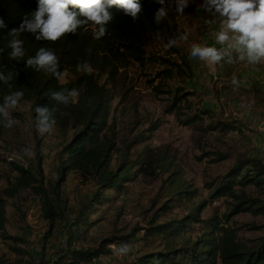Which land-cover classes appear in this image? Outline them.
Returning <instances> with one entry per match:
<instances>
[{
    "label": "trees",
    "instance_id": "16d2710c",
    "mask_svg": "<svg viewBox=\"0 0 264 264\" xmlns=\"http://www.w3.org/2000/svg\"><path fill=\"white\" fill-rule=\"evenodd\" d=\"M139 2L144 10L135 22L115 7L111 8L113 20L107 25V34L100 39L95 38L92 25L88 26L87 32L78 29L76 35L67 34L56 43L37 41L35 35L39 33L25 32L20 37L24 41L25 56L15 61L10 58L11 49L7 47L8 29L18 27L23 18L37 8V0H0V17L8 25V29H0V49H3L0 71L5 74L18 72L11 81V90L0 82V104L10 91L22 90L24 97L20 103L29 104L33 122L36 106L55 108V129L62 138L55 154L56 177L48 184L37 151L33 166H23L8 158L3 160L10 176L6 186L0 189V241L9 243L8 249L19 257L17 262L27 254L19 246L24 239L6 231V207L8 200H16L21 192L28 191L36 198L40 216L47 224L43 239L53 236L58 228L64 237L63 245L48 256L43 245L35 264H94L99 257L110 254L107 245L129 243L139 232L146 250L122 264H264V225L234 220L242 214L264 218V160L246 154H236L224 173L206 183L208 201L192 204L197 191L190 189V185L174 171L166 180V200L152 211L145 226L134 227L125 235L103 237L92 246L80 245L89 229L97 223L91 216L100 206L109 203V192L123 193L139 176H150L157 169V158L150 149L145 148L132 158L130 153L135 146L151 139L162 124L160 119L146 120L147 127L136 133L128 144L121 139L122 149L117 146L115 122H109L115 91H119L121 100L128 93L126 69L130 64L163 67L146 83L157 95L166 96L163 111L174 114L180 125L192 126L208 118L209 123L203 127L208 132L240 131L234 122L212 119L213 114L208 108H195L190 99L195 93L185 85L170 86L169 81L176 73L184 76L190 69L188 57L179 53L178 63L148 50L151 42L158 40V31L163 38L165 23L162 21L157 25L154 21L153 14L159 8L155 0ZM40 47L56 52L60 70L69 75L65 82L42 71L25 68L26 59L34 56ZM83 61L89 62L94 69L92 75L76 70V65ZM73 88L80 93L76 102L63 105L49 99L50 91ZM138 124L136 119L129 132L133 133ZM116 153L120 156L116 168L112 169L110 165ZM205 155L211 163L230 159L229 154L220 152ZM69 172L91 179L96 186L76 208L70 209L62 190ZM219 199L224 200V211L218 213L215 210L203 218L201 214L206 204ZM183 202L191 203L185 214L162 220ZM244 230H263V233L257 238L246 239L240 236ZM0 264H5L4 259H0Z\"/></svg>",
    "mask_w": 264,
    "mask_h": 264
},
{
    "label": "rangeland",
    "instance_id": "374dc122",
    "mask_svg": "<svg viewBox=\"0 0 264 264\" xmlns=\"http://www.w3.org/2000/svg\"><path fill=\"white\" fill-rule=\"evenodd\" d=\"M199 2L200 0H192V4L185 10L184 17H179L166 2L168 17L163 20L165 23L163 38L153 40L148 50L178 63L179 53L187 55L190 69L184 76L176 73L169 81L170 86L185 85L195 93V96L190 98L195 108H208L213 114L212 119L234 122L240 131L208 132L203 129L209 123L208 118L192 126L180 125L174 114H166L163 111V99L166 96L157 95L146 83L163 67L155 64L146 67L130 64L126 69L128 93L125 99L121 100L119 91H115L109 122L112 120L115 122L117 146L122 149L121 139L128 144L136 133L147 127L146 120L160 119L162 124L151 139L135 146L130 153L132 158L143 149H150L153 157L157 158V169L150 176H139L126 186L123 193L109 192V203L100 206L91 216V220H97V223L89 229L80 245L92 246L103 237L125 235L134 227L145 226L152 211L166 200L168 192L166 180L174 171L190 185V189L197 191V195L191 201L195 205L209 200L206 183L224 173L236 154L264 159V61L255 66L240 61L234 64L221 62L212 65L198 59H190V45L193 42L209 46L214 43L211 32L216 26L206 25L205 21L210 17L195 11ZM181 33L187 35L186 41H178L170 49L164 47L169 38H176ZM68 78L67 74L61 82ZM233 78L238 81L237 84L233 83ZM11 116L19 123L10 129L4 127L3 123L0 125V189L6 186V179L10 176L3 160L8 158L23 166H33L35 151L42 158L45 183L52 182L56 177L55 154L61 143V133L56 129L51 134L43 136L37 133L29 112V104L26 102L20 103L19 107L11 112ZM136 119L139 120V124L134 132L130 133L129 130L133 128ZM25 148L31 150L34 156H25L22 152ZM213 152L229 154L230 159L220 163L208 162L210 158L205 153ZM119 156V153L113 155L110 165L112 169L116 168ZM95 187L91 179L69 172L62 186L68 199V208H76L95 190ZM191 203L183 202L176 205L162 220L185 214ZM224 207L223 199L207 203L201 216L205 218L215 210L222 213ZM6 212V231L10 235L24 239L25 242L19 246L27 254L21 262H17L19 257L8 249L9 243L0 241V259H4L5 264H35L43 245L46 256L63 245V231L60 228L50 238L43 239L47 224L42 220L37 200L30 192L23 191L16 200H8ZM234 220L238 223L264 225V218L261 216L242 214L236 216ZM262 233L263 230H244L240 236L254 239ZM140 237L141 232L129 242L134 248L128 256H101L104 258L98 260L99 257L94 264H122L142 253L146 249Z\"/></svg>",
    "mask_w": 264,
    "mask_h": 264
},
{
    "label": "clouds",
    "instance_id": "9594fccd",
    "mask_svg": "<svg viewBox=\"0 0 264 264\" xmlns=\"http://www.w3.org/2000/svg\"><path fill=\"white\" fill-rule=\"evenodd\" d=\"M159 8L154 12V21L159 25L168 17V7L179 16H185V10L192 4V0H155ZM130 17L133 22L139 20L144 7L139 0H37V8L26 15L16 28L8 29L4 19L0 17V29H8L10 37L7 47L11 49L9 56L12 60L19 61L25 56L24 41L20 39L25 32L36 34L37 41L56 43L67 34H77V30L88 31V26L95 27L94 36L100 39L107 34V25L113 20L111 8ZM195 11L206 14L210 19L206 25H215L211 32L214 43L209 46L193 42L190 45L189 58L198 59L212 65L221 62L234 64L237 61L246 62L255 66L264 61V0H200ZM158 40L162 39L161 33H156ZM187 35L179 34L176 38H169L164 44L165 48L175 46L178 41H186ZM216 45H220L218 48ZM3 49H0V54ZM25 68L64 80L66 71L60 70V58L56 52L47 47H40L34 56H29L25 62ZM78 72L92 75L94 69L89 62L83 61L76 65ZM18 76V72L0 71V82L11 90V81ZM233 83L238 81L233 78ZM79 91L71 90L50 91L49 99L57 104L68 105L76 102ZM24 97V92L10 91L3 97L0 104V122L6 128H12L19 121L11 116V112L17 109ZM34 125L35 130L41 136L51 134L56 127L55 108L45 105L36 106ZM25 156L32 157L34 153L25 148L22 149ZM107 247L120 257L128 256L133 251L131 243L109 244Z\"/></svg>",
    "mask_w": 264,
    "mask_h": 264
},
{
    "label": "built area",
    "instance_id": "2783aa9c",
    "mask_svg": "<svg viewBox=\"0 0 264 264\" xmlns=\"http://www.w3.org/2000/svg\"><path fill=\"white\" fill-rule=\"evenodd\" d=\"M109 255H115L114 252H113V250L110 249V254H108V256H109ZM106 256H107V255H106ZM115 256L117 257V255H115ZM104 257H105V256H104ZM104 257H100L98 260H100V259H102V258H104ZM118 257H119V256H118Z\"/></svg>",
    "mask_w": 264,
    "mask_h": 264
},
{
    "label": "crops",
    "instance_id": "0c3cea01",
    "mask_svg": "<svg viewBox=\"0 0 264 264\" xmlns=\"http://www.w3.org/2000/svg\"><path fill=\"white\" fill-rule=\"evenodd\" d=\"M264 160V159H263Z\"/></svg>",
    "mask_w": 264,
    "mask_h": 264
}]
</instances>
